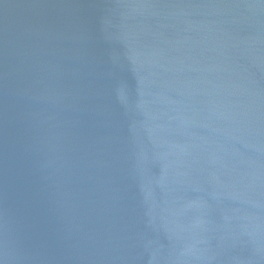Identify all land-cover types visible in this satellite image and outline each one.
<instances>
[{
  "label": "water",
  "instance_id": "water-1",
  "mask_svg": "<svg viewBox=\"0 0 264 264\" xmlns=\"http://www.w3.org/2000/svg\"><path fill=\"white\" fill-rule=\"evenodd\" d=\"M0 264H264V0H0Z\"/></svg>",
  "mask_w": 264,
  "mask_h": 264
}]
</instances>
